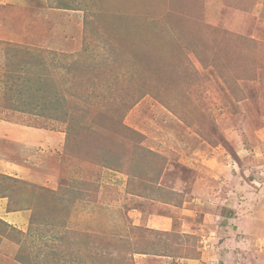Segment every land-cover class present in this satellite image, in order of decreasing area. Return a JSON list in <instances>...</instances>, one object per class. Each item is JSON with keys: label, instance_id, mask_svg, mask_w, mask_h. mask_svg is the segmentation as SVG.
I'll return each instance as SVG.
<instances>
[{"label": "rangeland", "instance_id": "obj_1", "mask_svg": "<svg viewBox=\"0 0 264 264\" xmlns=\"http://www.w3.org/2000/svg\"><path fill=\"white\" fill-rule=\"evenodd\" d=\"M0 22V122L62 135L45 181L0 175L7 209L32 211L25 229L0 217V264L226 263L235 240L251 248L219 230L264 197V0H0ZM150 200L191 202L196 222L152 229Z\"/></svg>", "mask_w": 264, "mask_h": 264}, {"label": "crops", "instance_id": "obj_2", "mask_svg": "<svg viewBox=\"0 0 264 264\" xmlns=\"http://www.w3.org/2000/svg\"><path fill=\"white\" fill-rule=\"evenodd\" d=\"M20 1V0H17ZM12 5L16 6L17 3L14 2L11 3ZM5 22V20H3ZM0 24H2L0 22ZM4 29L2 27L0 28V33L3 32ZM9 31L8 29H5V32ZM6 39V38H2ZM6 125H12V128L17 132L16 138H18V141L22 142L16 143L14 146V149L10 151L9 144L7 142H10L15 139V137L8 138V136H2L0 135V173H5L6 175H10L13 177L26 179L30 181H45V176L47 173L50 174V172L45 171L44 169L47 167H50V164L52 162L51 156L53 155L54 151H51V148L55 149V147L59 148L61 141H62V135L55 131H47L45 129H36L34 127H24L22 125H18L17 123H11L8 121L0 122V125L4 126ZM5 125V126H6ZM6 143V146L5 144ZM216 153L209 154L207 158L203 159L201 161L202 163H206V165H211L216 158H217V151ZM7 154H11L12 156H15L19 159H22L24 161H18V160H9L5 159V156ZM200 155V154H199ZM216 157V158H215ZM12 164V165H10ZM203 171L212 172L210 168H205L202 166ZM52 171V170H50ZM42 172V173H41ZM47 172V173H46ZM56 174L55 172H51V181L53 179L55 180ZM47 181V180H46ZM44 184V183H43ZM44 185H48L50 187H53L49 185L48 183H45ZM165 185V184H163ZM180 185L178 183L174 184L173 186L176 189H179ZM182 188V187H181ZM180 188V189H181ZM195 189V188H194ZM261 195V194H260ZM154 202V204H148ZM256 202V203H255ZM255 202H252L249 204L250 207H247L244 209L245 214H242L244 216L239 217L238 219L235 217H231L229 221L235 220V222H230V226H226L225 223L220 225V232L225 234L228 233L229 235H235L238 237L239 233H243V235L248 236L249 242L251 244L248 250H246L248 244H244V241L240 242V240H235V243L237 246H241L242 250H233V252H230L228 254V250L226 251L227 254V261L224 263L223 259L218 263V258L215 254L212 253L211 256L206 257L205 251L204 255L202 256L203 259L197 258V259H191V258H178L182 261V264H228L230 259L233 261L236 257H240L246 260V264H264V197L260 196L257 198ZM147 203V207L149 206V209L143 211L145 214L143 216L145 219L143 221L145 222L144 225L152 228V229H160L164 231H171L173 228L170 227V223H176L177 220H190L196 222V215L188 216L187 209L185 207H189L188 205H192L191 202H186L184 207H178V206H172L167 203L163 202H157L155 200H150ZM162 204L161 207H159V204ZM8 200L6 197H0V217L5 219V221H8L9 223H12L14 226L25 229L29 225L30 216H31V209H23V210H13L10 211L7 209ZM173 207L172 210H170L169 207ZM204 206V204H197L196 207H199L200 209ZM135 207V206H134ZM136 208V207H135ZM148 211V212H146ZM142 215L141 211L139 213ZM209 215H213L210 214ZM205 219V214L203 215ZM220 218L218 215H213L211 218L213 219ZM188 218V219H187ZM224 222H227L228 218H224ZM254 219H256L258 223V229H249L251 226H253ZM206 222V219L204 220ZM241 222V223H240ZM176 223L175 225H177ZM192 224V225H193ZM187 225H190L189 223H183L181 225L178 224L177 230L181 232L188 231L185 227ZM199 226V225H197ZM194 227V226H191ZM196 227V226H195ZM213 227V226H212ZM212 229V228H211ZM202 231V230H201ZM201 231L199 232L201 234ZM250 236V237H249ZM246 237H244V240ZM230 240V239H229ZM248 242V243H249ZM227 245V243L225 244ZM244 246V247H243ZM206 248V247H205ZM237 247H235L236 249ZM200 250H203V248H200ZM199 250V251H200ZM242 251V252H241ZM241 255V256H240ZM233 264V263H232Z\"/></svg>", "mask_w": 264, "mask_h": 264}, {"label": "trees", "instance_id": "obj_3", "mask_svg": "<svg viewBox=\"0 0 264 264\" xmlns=\"http://www.w3.org/2000/svg\"><path fill=\"white\" fill-rule=\"evenodd\" d=\"M0 175H5V174L0 173ZM5 177H8V178L13 179V180H15V181H22L20 178L13 177V176H9V175H5ZM6 196H7V195H6ZM167 233H169V231H168Z\"/></svg>", "mask_w": 264, "mask_h": 264}]
</instances>
